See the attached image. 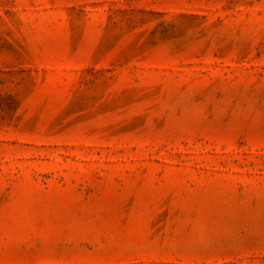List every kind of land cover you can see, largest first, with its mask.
<instances>
[{"label":"rangeland","instance_id":"374dc122","mask_svg":"<svg viewBox=\"0 0 264 264\" xmlns=\"http://www.w3.org/2000/svg\"><path fill=\"white\" fill-rule=\"evenodd\" d=\"M0 264H264V0H0Z\"/></svg>","mask_w":264,"mask_h":264}]
</instances>
